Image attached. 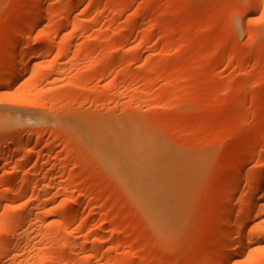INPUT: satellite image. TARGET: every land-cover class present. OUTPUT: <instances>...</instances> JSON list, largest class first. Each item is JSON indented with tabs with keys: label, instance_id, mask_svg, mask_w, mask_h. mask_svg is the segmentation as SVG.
I'll return each instance as SVG.
<instances>
[{
	"label": "rangeland",
	"instance_id": "obj_1",
	"mask_svg": "<svg viewBox=\"0 0 264 264\" xmlns=\"http://www.w3.org/2000/svg\"><path fill=\"white\" fill-rule=\"evenodd\" d=\"M36 2L0 0V264H217L264 186V0H42L30 28ZM109 127L140 148L126 180ZM258 194L226 264H264Z\"/></svg>",
	"mask_w": 264,
	"mask_h": 264
},
{
	"label": "bare ground",
	"instance_id": "obj_2",
	"mask_svg": "<svg viewBox=\"0 0 264 264\" xmlns=\"http://www.w3.org/2000/svg\"><path fill=\"white\" fill-rule=\"evenodd\" d=\"M38 1V0H37ZM42 0H40V2L39 3H37L36 2V4H37V6L33 9V11H32V14H31V18H32V22H31V24H30V28H35L36 27V25L39 23H41L42 21V19H44V17H43V14H44V12H43V7H44V9H45V4L43 3V2H41ZM44 1V0H43ZM253 3H254V1L255 0H251ZM42 3L44 4V6H42ZM34 7V6H33ZM31 13V12H30ZM30 30V29H29ZM48 36V35H47ZM46 38H48V37H46ZM45 39V38H44ZM43 39V40H44ZM24 41V40H23ZM20 42L19 44L17 43V44H15V46H14V50L15 51H18V50H32V49H35V47L34 46H32V44H30L29 43V41H28V43L27 42ZM49 41V40H48ZM44 41H41L40 42V49H43V48H46L47 47V45L48 44H46V43H43ZM49 43V42H48ZM50 45H48V47H50L51 45H52V42L51 43H49ZM34 45V44H33ZM39 49V48H38ZM17 53V52H16ZM25 55L26 54H16L15 56H14V58H13V60L15 61V69H14V71H13V73L10 75V78H9V80H7L8 82L5 84V85H9V86H11V85H13L14 83H16V81L25 73V71H26V69H27V63H26V57H25ZM3 85V84H2ZM0 86H1V84H0ZM4 87V86H3ZM1 88V87H0ZM4 106V107H3ZM8 106V105H7ZM7 106H5L4 104H2V106L0 107V109H2V108H4V110L6 109V107ZM14 107H12V109H13ZM11 108H9V110H10ZM16 109H18V108H16ZM8 110V111H9ZM13 110H15V108L13 109ZM11 111V110H10ZM16 111H18V110H16ZM19 111H20V108H19ZM23 111H25V112H23ZM21 110V112H23V113H27L26 112V110ZM16 113V112H15ZM19 114H20V112H19ZM16 115V114H15ZM14 115V116H15ZM9 116V115H8ZM20 116V115H19ZM12 117V116H11ZM17 117V118H16ZM16 117H14L15 118V120H17V121H21V119H22V117L21 118H19L18 116H16ZM2 118V117H1ZM25 118V117H24ZM3 120V119H2ZM2 120H0V121H2ZM9 120V119H8ZM23 120V119H22ZM4 121H6V119L4 120ZM3 121V123H5L6 124V122H4ZM7 122H9V121H7ZM12 122V121H11ZM9 125V124H8ZM115 125V124H114ZM116 125H118L117 123H116ZM120 126V125H119ZM118 126V127H119ZM111 127V126H110ZM110 127L108 128L109 129V131H106L107 133H109V132H111V136L109 137L108 135L107 136H104L105 138H103L104 140L106 139L107 140V138H108V140H110L109 142H105L103 139H100L104 144H106L105 146H104V144L101 142V141H99L98 140V142H100L99 144H103V146H102V144H101V146H97V147H99L98 148V150L100 151H98V154L96 153L97 151L94 149V151H95V154L96 155H98L97 157H98V160H99V158H100V160L99 161H101V160H103L102 162H104L105 164V166L104 167H106L107 168V170H108V172H110V173H113L114 175L116 174V176L118 175L121 179H123V180H126V178H128V176L131 174V171H132V169L133 168H135L136 167V164H138V156L139 155H137L138 153H137V151H139L140 152V148H137V151L135 150V148H132L131 146H130V144H132L131 143V140L130 139H126V138H123V140H127L128 141V144H127V142L125 141H121V139H122V137H120L121 139H115V137H113L112 136V134L114 135V136H116V134H117V137L116 138H118L119 136H118V131H114L112 128H118V127H112L111 129H110ZM121 127V126H120ZM123 127H121V129H122ZM107 129V130H108ZM123 129H128V127L127 128H123ZM118 130H120V129H118ZM126 130H124V131H122V132H125ZM105 132V133H106ZM113 132V133H112ZM116 132H118V133H116ZM121 132V131H120ZM115 133V134H114ZM125 133H127V131L125 132ZM125 133H123V135H125V136H127V138H130V137H128V135H130L129 133L126 135ZM110 134V133H109ZM106 135V134H105ZM122 136V135H121ZM20 137L21 136H17L16 138H15V141H14V143H17V142H19V140H20ZM110 138H112V139H110ZM133 140H136V139H134L133 138ZM138 141V140H137ZM136 141H134V143H135ZM137 143V142H136ZM135 143V144H136ZM95 144H97V142H95ZM98 144V145H99ZM138 144V143H137ZM139 146V144L137 145V147ZM94 147H95V145H94ZM97 147H95L96 149H97ZM140 147V146H139ZM139 149V150H138ZM12 151L10 150V151H6V152H4V153H2L1 155H0V159H5V158H8V157H10L11 158V155H12V153H11ZM25 152H29V151H25ZM30 153V152H29ZM26 153V154H24L23 156H22V159H24V160H28L29 158H30V154H32V153ZM13 155H14V152H13ZM32 157V156H31ZM21 158V157H20ZM97 159V158H96ZM138 160V161H137ZM249 172H251V171H249ZM5 173V172H4ZM7 175L9 174V173H6ZM112 174V175H113ZM262 174V173H261ZM257 176V175H256ZM119 177H117V178H119ZM248 177V174L247 173H245V172H243V175L241 176V179L240 180H244V179H246ZM261 181H262V179H264V173H263V175L261 176V178H259ZM260 181V182H261ZM128 182V181H127ZM257 182H259V180H257ZM259 182V183H260ZM234 183V182H233ZM262 183H264V181H262ZM237 184V183H236ZM130 186H131V183L129 184ZM264 184H262V186H263ZM129 186V190L131 191V193L135 196L136 195V193H137V191H136V189L135 188H133L132 186L130 187ZM260 186H261V184H260ZM260 186H258L259 188H255V187H253V189H250L251 190V192H249L250 194H251V196H250V194H249V201H248V204H246V206L244 207V218H243V220L241 219V221L242 222H240V224H235V226H237L236 227V230L237 231H239V229L241 228V230H242V228H244V225L246 224V226L251 222V218H252V215H253V213L255 212V209H256V207H257V201L259 200V198H258V200H257V196L259 195L258 193H259V190L260 189H262V188H264V186L263 187H260ZM231 188H230V190L228 189V196H229V199H227L228 201H226V202H228V204H232L231 202H233V198L235 197V194H237V189L239 188V187H237L236 185H235V183L234 184H232L231 186H230ZM239 190V189H238ZM230 192V193H229ZM227 205V204H226ZM228 206V205H227ZM226 206V207H227ZM232 206V205H231ZM231 206H228V208L229 207H231ZM229 210V209H228ZM225 211H226V209H225ZM231 211H233V209H231L230 208V212ZM242 211V212H243ZM227 212V211H226ZM229 213V212H228ZM228 213H226L227 215H229ZM231 213H233V212H231ZM228 218H230L229 216H228ZM227 219V218H226ZM228 220V219H227ZM250 221V222H249ZM228 223V222H227ZM230 224V223H229ZM226 226V225H225ZM229 226V227H228ZM230 226L231 225H227L225 228L227 229H230V230H228V231H226L225 232V235H224V237L222 236L221 237V239L223 240H221L222 242H223V245H221V249H222V246H223V249L221 250V253H220V256H218L217 257V259H218V261H217V264H226V263H229V261L231 260V258L232 257H234V255L235 254H237L236 253V251L238 252L239 250L237 249L236 251H235V247H234V249H233V239L234 238H232V232H231V229L232 228H234L235 229V226L234 225H232V228H230ZM224 231H225V229H224ZM234 232H235V230H234ZM259 236H261V237H263L264 235H259ZM256 239V238H255ZM264 239V238H263ZM262 238H259L258 239V237H257V239L256 240H263ZM254 240V239H253ZM234 242H235V240H234ZM8 246H9V244H7ZM7 245H6V247H7ZM220 252V251H219ZM216 259V258H215Z\"/></svg>",
	"mask_w": 264,
	"mask_h": 264
}]
</instances>
